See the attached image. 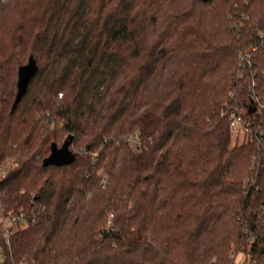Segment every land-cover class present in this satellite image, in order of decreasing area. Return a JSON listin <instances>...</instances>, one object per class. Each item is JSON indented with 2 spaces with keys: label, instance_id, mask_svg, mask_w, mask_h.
Segmentation results:
<instances>
[{
  "label": "trees",
  "instance_id": "1",
  "mask_svg": "<svg viewBox=\"0 0 264 264\" xmlns=\"http://www.w3.org/2000/svg\"><path fill=\"white\" fill-rule=\"evenodd\" d=\"M234 107L264 138V0H0V212L35 216L2 264H264V142Z\"/></svg>",
  "mask_w": 264,
  "mask_h": 264
},
{
  "label": "built area",
  "instance_id": "2",
  "mask_svg": "<svg viewBox=\"0 0 264 264\" xmlns=\"http://www.w3.org/2000/svg\"><path fill=\"white\" fill-rule=\"evenodd\" d=\"M228 122L229 127L233 131H238L247 134L250 138H254L258 144V146L264 142V138L261 137L263 134L261 131H256L255 129L252 130L250 128L251 122L246 120L242 117L240 111L237 108H232L228 112ZM127 141L133 145V146H140L141 140L139 139V134H131L128 136ZM6 172V164L1 163L0 164V179L4 176ZM251 180V178L248 179V181ZM106 182V179L103 177L101 180V187H104V184ZM264 210V207L262 208ZM35 222V216L33 214H27L24 210L20 209L17 211H10L6 214H1L0 212V233L3 237H5V240L8 244V238L10 235H12L16 230L23 228L27 226L28 224H32ZM246 229L244 230V233H246ZM233 257V256H231ZM4 259V254L0 250V264H2V261Z\"/></svg>",
  "mask_w": 264,
  "mask_h": 264
},
{
  "label": "water",
  "instance_id": "3",
  "mask_svg": "<svg viewBox=\"0 0 264 264\" xmlns=\"http://www.w3.org/2000/svg\"><path fill=\"white\" fill-rule=\"evenodd\" d=\"M203 2L209 0H201ZM35 61L30 57L27 64L20 66L17 73V82H16V94L12 104V109L15 108L21 97L23 96L28 82L31 80L33 75L36 73ZM71 138H66L64 142L58 146L54 143L50 146L49 155L42 160L43 166L48 165H64L68 164L73 160V154L69 149Z\"/></svg>",
  "mask_w": 264,
  "mask_h": 264
},
{
  "label": "rangeland",
  "instance_id": "4",
  "mask_svg": "<svg viewBox=\"0 0 264 264\" xmlns=\"http://www.w3.org/2000/svg\"><path fill=\"white\" fill-rule=\"evenodd\" d=\"M235 133H236V131H235ZM238 137H239V142H241L243 140V134L240 132L238 134ZM244 260H247L246 256L244 254H242V253H239L235 257L234 261L236 262V264H242V263H239V262L244 261Z\"/></svg>",
  "mask_w": 264,
  "mask_h": 264
}]
</instances>
